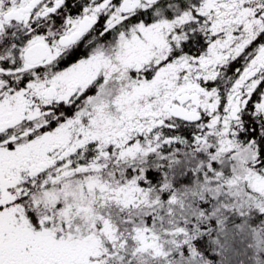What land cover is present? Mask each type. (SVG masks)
I'll use <instances>...</instances> for the list:
<instances>
[{
	"label": "snow or ice",
	"instance_id": "obj_1",
	"mask_svg": "<svg viewBox=\"0 0 264 264\" xmlns=\"http://www.w3.org/2000/svg\"><path fill=\"white\" fill-rule=\"evenodd\" d=\"M0 264H264V0H0Z\"/></svg>",
	"mask_w": 264,
	"mask_h": 264
}]
</instances>
